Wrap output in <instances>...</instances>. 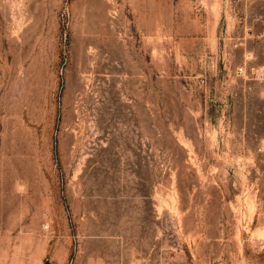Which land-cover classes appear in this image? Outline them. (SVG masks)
<instances>
[{
  "label": "rangeland",
  "instance_id": "rangeland-1",
  "mask_svg": "<svg viewBox=\"0 0 264 264\" xmlns=\"http://www.w3.org/2000/svg\"><path fill=\"white\" fill-rule=\"evenodd\" d=\"M0 264H264V0H0Z\"/></svg>",
  "mask_w": 264,
  "mask_h": 264
}]
</instances>
